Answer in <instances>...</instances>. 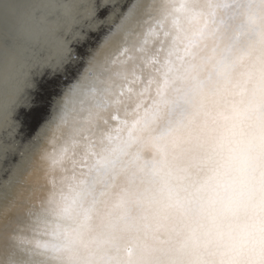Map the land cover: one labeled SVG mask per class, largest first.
I'll use <instances>...</instances> for the list:
<instances>
[{
	"label": "bare ground",
	"instance_id": "bare-ground-1",
	"mask_svg": "<svg viewBox=\"0 0 264 264\" xmlns=\"http://www.w3.org/2000/svg\"><path fill=\"white\" fill-rule=\"evenodd\" d=\"M142 13L129 41L139 50L125 58L131 90L81 123L86 136L50 134L60 161L51 187L43 165L20 157L18 125L0 110V264H182L207 226L198 190L222 127L264 95V0H144ZM85 115L78 101L68 125Z\"/></svg>",
	"mask_w": 264,
	"mask_h": 264
},
{
	"label": "snow or ice",
	"instance_id": "snow-or-ice-1",
	"mask_svg": "<svg viewBox=\"0 0 264 264\" xmlns=\"http://www.w3.org/2000/svg\"><path fill=\"white\" fill-rule=\"evenodd\" d=\"M144 0H0V110L12 114L18 127L13 143L29 167L44 166L46 184L56 175L57 162L47 148L50 134L69 139L85 136L91 124L118 97L131 90L127 63L130 38L141 36ZM119 37L120 39L116 40ZM112 44L111 48L108 45ZM107 49V50H106ZM123 80L121 85L119 80ZM85 98H89L84 107ZM30 104L29 111L18 108ZM81 102L80 116L70 126L66 114ZM45 121L32 138L34 124ZM107 123V119L103 121ZM22 138L16 142L15 137ZM7 156V150H5ZM15 161V157H13ZM19 164L9 170L12 183ZM25 213L32 211L33 188L26 189Z\"/></svg>",
	"mask_w": 264,
	"mask_h": 264
},
{
	"label": "clouds",
	"instance_id": "clouds-1",
	"mask_svg": "<svg viewBox=\"0 0 264 264\" xmlns=\"http://www.w3.org/2000/svg\"><path fill=\"white\" fill-rule=\"evenodd\" d=\"M198 198L208 223L182 264H264V95L227 119Z\"/></svg>",
	"mask_w": 264,
	"mask_h": 264
}]
</instances>
